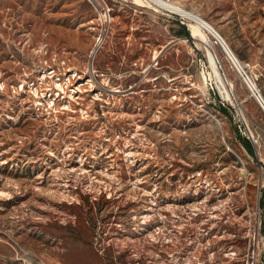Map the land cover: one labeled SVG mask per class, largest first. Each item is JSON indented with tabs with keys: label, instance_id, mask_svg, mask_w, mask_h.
Returning <instances> with one entry per match:
<instances>
[{
	"label": "rangeland",
	"instance_id": "rangeland-1",
	"mask_svg": "<svg viewBox=\"0 0 264 264\" xmlns=\"http://www.w3.org/2000/svg\"><path fill=\"white\" fill-rule=\"evenodd\" d=\"M171 1L264 96V0ZM183 26L150 0H0V264H264V109Z\"/></svg>",
	"mask_w": 264,
	"mask_h": 264
},
{
	"label": "bare ground",
	"instance_id": "bare-ground-1",
	"mask_svg": "<svg viewBox=\"0 0 264 264\" xmlns=\"http://www.w3.org/2000/svg\"><path fill=\"white\" fill-rule=\"evenodd\" d=\"M147 1V0H146ZM136 2H143V0H136ZM172 4L170 6L176 10L177 14L183 18H187L188 23L191 24V29L193 31V36L199 40L207 41L206 35L208 34L205 32V27L208 30L217 31L209 22H207L201 15L187 10L186 8L174 3L171 1ZM218 32V31H217ZM219 33V32H218ZM219 38L221 42L225 45H228L225 38L222 34L219 33ZM208 40L211 45H213L208 37ZM214 46V45H213ZM216 47V46H215ZM217 48V47H216ZM209 65L211 67V77L216 82L218 87L221 89L223 95L226 98H234L235 96V89L231 82H228V75L225 73L222 63L218 59L217 54L214 52L209 53ZM208 79V78H207ZM211 79V78H210ZM89 82H93V78H89Z\"/></svg>",
	"mask_w": 264,
	"mask_h": 264
},
{
	"label": "built area",
	"instance_id": "built-area-1",
	"mask_svg": "<svg viewBox=\"0 0 264 264\" xmlns=\"http://www.w3.org/2000/svg\"><path fill=\"white\" fill-rule=\"evenodd\" d=\"M150 1L153 3L154 8L158 12L165 13L171 16L173 19L178 20L182 25H185L191 31V24L188 23L187 18H183L179 16L176 10H174V8L170 6V4H172L171 0H150ZM205 32L208 34L211 43L225 52L226 57L231 62V66L239 72L240 77L248 85L253 95L257 98L260 105L264 109V96L260 88L253 80V78L250 76V74L247 71H245L244 66L241 64V61L233 52V50L230 48V46L225 45L223 42H221V39L219 38V33L217 31L208 30L207 27H205ZM23 264H34V263L28 260H24Z\"/></svg>",
	"mask_w": 264,
	"mask_h": 264
},
{
	"label": "trees",
	"instance_id": "trees-1",
	"mask_svg": "<svg viewBox=\"0 0 264 264\" xmlns=\"http://www.w3.org/2000/svg\"><path fill=\"white\" fill-rule=\"evenodd\" d=\"M178 35H183V36H187V37H191V32H190V30L188 29V28H186L185 26H183L179 31H178ZM50 61L51 60H53V59H55V55H51L50 56ZM48 60V59H47ZM46 60V61H47ZM133 83H136V86H140L141 85V83L140 82H138L136 79L135 80H128V81H126V83H125V85L126 86H129V85H132ZM221 109H226L225 107H223V106H221L220 107ZM247 147H248V150H249V152H251V153H254V147H253V145H252V143L251 142H248L247 143Z\"/></svg>",
	"mask_w": 264,
	"mask_h": 264
}]
</instances>
